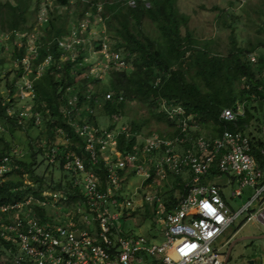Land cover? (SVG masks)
Here are the masks:
<instances>
[{
	"label": "built area",
	"instance_id": "built-area-1",
	"mask_svg": "<svg viewBox=\"0 0 264 264\" xmlns=\"http://www.w3.org/2000/svg\"><path fill=\"white\" fill-rule=\"evenodd\" d=\"M136 5L137 0H129L130 7ZM40 18L47 22L44 16ZM80 28L81 32L86 30L87 21L80 23ZM17 36L22 40L23 35L18 33ZM25 38L27 54L39 57L37 34H27ZM84 41L78 30L73 29L70 37L59 40V47L71 51ZM101 52L108 62L116 64L106 65L107 70L112 66L127 68L125 59H120V55L111 52L106 45ZM249 57L251 62H258L254 55ZM25 58L18 61L26 66L24 76L30 77L33 69ZM51 61L49 56L40 62L36 74L41 76ZM257 78L256 89L264 93V71H260ZM27 95H34L32 79L19 82L14 94L10 90L8 97L2 95L0 109L5 108L8 117L19 125L28 121L40 125L42 116L33 106L17 113L13 110L14 100H23ZM69 103L74 107V102L69 100ZM242 103L223 110L220 117L223 124L237 127V123L245 119L248 100ZM160 107L167 118L176 123L177 135L174 139L148 136L133 152L118 150L122 136L126 141L138 136L130 128L106 131L87 121H78L79 109L66 112L68 123L83 139L85 155L62 152L53 146L46 158L51 164L63 163V170L69 176L67 180L79 197L71 202L69 195L54 190L38 197L31 195L14 204H1L0 240L6 245L4 249L11 264H145L149 258L158 264H225L221 251L231 239L218 244L226 229L246 212L249 213L247 222L264 225V168L254 150L258 148L264 157V147L254 146L256 139L228 127L215 137H194L195 126L190 124L193 115L186 116L183 107L168 105L165 101ZM5 131L1 124L0 133ZM261 142L264 144V138ZM111 154L115 161L110 159ZM144 155L149 156V166L142 159ZM102 158L106 166V185L98 168ZM19 162L11 154L0 158V183L21 168ZM129 171L144 181L154 176L165 179L168 172L175 178L187 175L183 192L176 201L165 204L155 196L145 198L147 203L157 204L155 218L157 224L162 225L164 238L161 244L141 235L128 236L118 228L117 223L130 218V211H134V201L129 199L125 186ZM211 177L225 178L228 185L237 183L239 188L233 191V198L241 197L248 186L255 189V195L233 213L223 199L220 185L210 181ZM253 207L255 209L251 210Z\"/></svg>",
	"mask_w": 264,
	"mask_h": 264
},
{
	"label": "trees",
	"instance_id": "trees-1",
	"mask_svg": "<svg viewBox=\"0 0 264 264\" xmlns=\"http://www.w3.org/2000/svg\"><path fill=\"white\" fill-rule=\"evenodd\" d=\"M81 1L78 0L77 6L90 7L93 5V13H99L98 8L101 7L102 17L116 34L115 44L111 51L123 56L130 64V69L112 66L108 70L110 90L100 99L92 88L88 87V84L94 83L96 79L92 74L85 76L84 43L76 45L75 49L71 51L59 47V40L70 37L73 29H77L78 34L83 36L80 28L81 22L68 27H65V24L58 27L56 26L57 20H61L65 15L57 10L55 15L49 13L48 36L46 38L45 35L42 38L37 34V42L39 62L49 56L52 57V61L46 67V72L44 71L40 77H37L36 74V66L40 63H35L33 75H30V78L34 84V110L47 123V139L50 149L56 141L57 135L62 133L65 135L66 141H69L70 149L74 153L84 156L83 139L68 123L69 117L66 112L75 111L74 108L78 109L86 104L94 107L99 100L105 101L104 107L110 116L118 115L126 101L138 100L152 105L158 111L156 115L158 121H167L176 127V123L169 120L161 110L160 102L165 101L168 105L183 107L186 116L193 115L194 118L190 124L204 128H218V134L215 136L221 134L225 127L246 132L251 109H256L250 105L251 101L259 102L260 106H263L262 103H264V93H260L256 89L259 82L258 73L264 71V55H260L258 62L253 63L248 54L255 52L254 48L248 51L234 48L228 56H222L211 51L209 42L197 47V42L190 32L185 36L182 34V28H187L189 18L177 10L176 0H149V6H147L148 3L138 0L136 7H130L126 3L127 6H125L123 2H104L103 5H99V0ZM70 2L71 0H57V4L63 8L69 7ZM29 10L30 0H18L17 4L0 3V26L2 31L7 29L11 34L10 39L15 47L14 57L19 60H22L27 54L25 37L31 33L22 32L24 33L22 34L24 42L22 41L23 44L20 47L16 44L20 40L17 34L20 33L22 27L27 28L25 25ZM80 13V17L86 16V12ZM145 18L151 20L157 27L160 33L158 38L144 34L142 25ZM91 20L93 21V19ZM92 21H87L88 26ZM102 46L100 44L97 47V51L100 53ZM62 55L67 56L68 59L61 68H58ZM21 66L23 69L19 75L20 78L26 72V66ZM76 76H82L81 86H76ZM238 84L241 86L239 92H237ZM17 87L18 83L11 90L13 94L17 91ZM70 95L77 97L74 107L69 103ZM121 98L122 100H120ZM245 100L250 101L246 107L248 119L237 123V127L232 124H223L220 120L223 110L235 106L237 101ZM4 117H8V115L6 109L2 108L0 109V120ZM91 118L92 116L89 117V119ZM14 122L16 121L14 120ZM87 122L91 123L89 120ZM130 129L134 133L140 131L138 126L133 128L131 126ZM0 144V158H2L9 153V145L3 138H0ZM140 145L138 136H132L127 141L126 137L122 136L118 150L133 152ZM253 145L264 147L261 140H257ZM254 150L264 168V157L260 155L258 148L254 147ZM101 160L98 168L104 185H106V166L104 159ZM59 164L63 168V163ZM15 173L24 175L25 171L20 168L11 173L9 177ZM22 188V182L14 183L8 179L1 182L0 205L26 200L28 197L24 196ZM55 190H61L69 195L72 198L71 202H76L79 197L70 182L65 187L59 186ZM41 193L38 192L34 196L38 197ZM168 209H170L169 204ZM0 245L3 248L6 247L1 240Z\"/></svg>",
	"mask_w": 264,
	"mask_h": 264
},
{
	"label": "rangeland",
	"instance_id": "rangeland-1",
	"mask_svg": "<svg viewBox=\"0 0 264 264\" xmlns=\"http://www.w3.org/2000/svg\"><path fill=\"white\" fill-rule=\"evenodd\" d=\"M86 1L90 2L92 0ZM142 1L148 3L147 6H149V0ZM8 2L17 4L18 0H0V3L3 4ZM77 2L78 0H71L69 7L63 8L57 4V0H30V10L25 25L27 28L22 27L19 34L34 33L39 34L42 38L46 35L47 38L49 13L55 15L56 10L65 15L61 20H57L56 26L58 27L64 24L65 27H68L78 22L86 24V21L90 22L93 19L88 28L81 32L83 35L82 39L84 38L85 40V76L89 74L95 76L96 81L89 83L88 87L92 88L94 93L102 99L110 90V74L106 65L116 64L113 61L108 62L103 57L102 52L97 51V47L102 44L111 50L115 44L116 34L112 28H109L102 17L101 7L98 8L99 13H93V5H90V7H78ZM104 2H123L129 5V0H99V5H103L102 3ZM126 4L125 6H127ZM175 6L181 14L189 18L187 28H182L183 36L190 32L193 35V39L197 42V47L209 42L211 43V51L222 56H228L234 48L245 51L254 48L255 52L248 55L252 54L257 59L260 55H264V0H176ZM33 11H35V14H33ZM82 11L86 12L84 18L79 16ZM41 16H44L47 22H44V19L40 18ZM142 29L145 35L152 38H158L160 35L155 24L148 18L143 20ZM0 31V93L4 97H8L10 90L15 87L16 83H22L25 80L30 81L31 78L24 76V74L25 78L19 77L23 67L20 65L18 58L14 57L15 47L10 39L11 34L7 29L2 31L1 26ZM22 41L18 40L16 42L18 47L23 44L24 41ZM25 59L29 62L28 66L31 69H34L35 63L40 60L38 56L33 58L28 54H26ZM67 59V56L62 55L58 68H61ZM120 59L123 60V56H120ZM126 65L127 68L125 69L129 70L130 64L127 61ZM37 75L39 76V73ZM75 81L77 83L76 86H81L82 76H76ZM241 83L243 84L244 80ZM239 90H241L240 84L237 86V92ZM25 97L23 100H14L12 107L15 113L19 112V110H29L31 106L35 107L33 97H29V95ZM69 99L72 103H77L76 95H70ZM238 102L241 103L240 105L243 104L241 101H237L236 104ZM249 102L247 105H249ZM104 103L105 101L99 100L94 107L86 104L78 108V121L89 120L91 121L90 124L106 131H119L131 128V126L132 128L138 126L140 128L138 132L139 144H143L145 139L152 135L169 138L177 135L175 126L170 125L167 121L160 122L157 120L158 111L152 105L138 100H129L125 102L118 115L110 116L104 107ZM162 103L163 101H161ZM262 104L263 106H260L259 102L251 101L250 105L256 107V109H251L249 125L247 124L245 132L248 137L256 140H263L264 138V103ZM253 115L254 117H252ZM90 116H92L91 119H89ZM246 119H248L247 112L244 120ZM1 124L6 128V131L0 133V138H3L9 145L8 154L13 155L15 161L18 159L21 169L25 171L24 175L15 173L8 180L14 183L22 182L25 197L35 195L38 192L46 195L51 194L59 186L65 187L68 184L67 177L69 178V176L67 173L65 174L60 164L51 165L46 158L50 149L47 139L48 127L46 121L43 120L40 125L33 124L32 121L19 125L14 120L4 117L0 120ZM192 134L194 137L210 138L218 134V128L195 126ZM53 146H57L62 152L67 150L73 152L70 149L69 141H66L65 135L62 133L57 135ZM177 149L182 150L179 146H177ZM148 157V155H144L142 159L149 166ZM110 159L115 161V156L111 154ZM186 177L187 175L182 174L180 177L175 178L172 173L168 172V176L165 179L154 176L151 182H148L129 171L125 186L129 199L134 201V211H130V218L122 219L117 223L118 228L128 236L141 235L151 242H157L158 244L164 242L162 225L157 224L155 218L157 204L154 201L149 204L145 198L147 196H155L157 199L160 198L162 203L165 204L170 201H176L183 192L182 189ZM209 180L220 185L223 199L233 213H237L255 195V189L248 186L243 189L241 197L233 198V191L239 188L237 183L231 182L228 185L225 178L213 179L211 177ZM256 206L257 202L255 203ZM255 207L251 210H254ZM248 217V212L240 215L226 229L218 245L231 238L236 230L240 228V232L235 238L264 235V225L257 221L247 222L246 219ZM229 245L225 246L221 251L224 261L227 258ZM262 254H264V240H246L235 245L226 264H246V260L249 257ZM9 260V255L0 245V264H11ZM145 262V264H158L153 258H149Z\"/></svg>",
	"mask_w": 264,
	"mask_h": 264
},
{
	"label": "water",
	"instance_id": "water-1",
	"mask_svg": "<svg viewBox=\"0 0 264 264\" xmlns=\"http://www.w3.org/2000/svg\"><path fill=\"white\" fill-rule=\"evenodd\" d=\"M264 240V236L260 237V236H246V237H241V238H236L234 239L229 247L228 250V254H227V258L225 260V264L227 263V261L229 260V256L230 253L232 252L233 248L235 247L236 244L246 241V240ZM246 264H264V254L259 255V256H253V257H249L246 260Z\"/></svg>",
	"mask_w": 264,
	"mask_h": 264
},
{
	"label": "crops",
	"instance_id": "crops-1",
	"mask_svg": "<svg viewBox=\"0 0 264 264\" xmlns=\"http://www.w3.org/2000/svg\"><path fill=\"white\" fill-rule=\"evenodd\" d=\"M241 229V228H240ZM240 229H238V230H236V232L234 233V235L231 237V238H229V239H231V241H233L234 239H236L235 237H237V235L239 234V232H240ZM264 235H262V236H260V237H263ZM263 240V239H262ZM230 246V245H229Z\"/></svg>",
	"mask_w": 264,
	"mask_h": 264
}]
</instances>
